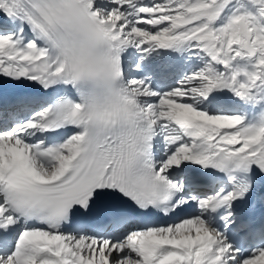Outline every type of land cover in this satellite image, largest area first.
Here are the masks:
<instances>
[{
	"label": "snow or ice",
	"instance_id": "6c2138e0",
	"mask_svg": "<svg viewBox=\"0 0 264 264\" xmlns=\"http://www.w3.org/2000/svg\"><path fill=\"white\" fill-rule=\"evenodd\" d=\"M0 264H264V0H0Z\"/></svg>",
	"mask_w": 264,
	"mask_h": 264
}]
</instances>
